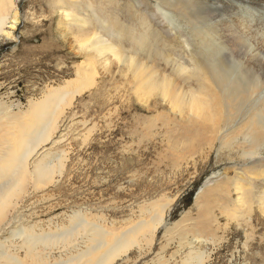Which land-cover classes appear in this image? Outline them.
<instances>
[{"label":"rangeland","instance_id":"1","mask_svg":"<svg viewBox=\"0 0 264 264\" xmlns=\"http://www.w3.org/2000/svg\"><path fill=\"white\" fill-rule=\"evenodd\" d=\"M198 1L0 0V13L18 18L0 41L4 113L28 118L47 91L93 77L52 117L33 161L53 171L8 208L1 251L22 264H84L101 236L157 220L109 264H264V148L251 154L238 96L205 88L209 60L192 58L186 17L197 13L184 8ZM257 7L239 15L262 20ZM231 59L240 71L256 58ZM191 97L207 108L193 111ZM260 99L264 89L248 102L256 112ZM29 228L53 238L29 247Z\"/></svg>","mask_w":264,"mask_h":264},{"label":"bare ground","instance_id":"2","mask_svg":"<svg viewBox=\"0 0 264 264\" xmlns=\"http://www.w3.org/2000/svg\"><path fill=\"white\" fill-rule=\"evenodd\" d=\"M205 1L206 3L198 1V8L193 5L184 7L188 13H197L194 16L185 12V15L188 14L186 17L192 25L194 42L196 41L198 47V51L193 52L192 58L209 60L203 59L205 63L201 68L208 78L206 89L214 87L217 92H226L232 102H236V96H238L236 108L239 115L246 118L247 123L244 129L245 139L254 148L250 153L256 155L264 148V107L256 112L254 105L248 102L256 91L264 89V55H261L264 50V19L261 20L259 19L261 17H258L251 23L246 17L249 12L239 14L240 10H249L251 14H254L253 11H259L257 6L264 8V1L263 3L262 0ZM210 2L218 5H209ZM5 14L0 13V41L3 38H9L12 29L18 24L17 17ZM98 39L103 42L102 37L99 36ZM113 55L122 57L116 50L113 51ZM130 56L128 57L133 61V56ZM231 58L256 59L253 65L242 67L243 70L239 71L237 60ZM131 64L133 65V62ZM91 78L93 79L92 76L79 72L78 79L73 80L72 83L67 81L47 91L42 100L31 103L28 118L4 113L9 110V107L0 105V232L3 231L1 220L6 219L8 208L11 205L15 208L22 193L26 192L25 183H33L36 187L50 178L53 171L50 161L46 158L33 161V158L38 154L41 144L46 143L50 138L54 121L58 120L56 118L52 121L55 112L60 110L61 106L68 104L75 94L88 87ZM188 103L193 111L198 112L204 111L208 104L195 97ZM260 104L264 105V100ZM248 109L254 114L248 113ZM161 217L162 215H159L158 219L160 220ZM151 222L143 220L127 231L114 236L112 240L103 238L97 229L96 232L101 236V240L85 251L84 254L88 258L84 264H109L135 243L138 233L152 234L156 229L157 220ZM20 232L23 236L21 242L23 241L29 247H33L39 241L45 242L53 238L49 235H37L31 228L29 231ZM0 256L2 260L0 264H22L18 257L8 252L0 250Z\"/></svg>","mask_w":264,"mask_h":264}]
</instances>
